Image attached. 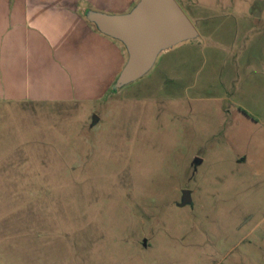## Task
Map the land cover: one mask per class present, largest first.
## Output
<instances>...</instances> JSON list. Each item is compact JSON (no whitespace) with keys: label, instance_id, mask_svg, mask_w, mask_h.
Instances as JSON below:
<instances>
[{"label":"rangeland","instance_id":"374dc122","mask_svg":"<svg viewBox=\"0 0 264 264\" xmlns=\"http://www.w3.org/2000/svg\"><path fill=\"white\" fill-rule=\"evenodd\" d=\"M176 1L199 35L142 78L0 104V264H264V0Z\"/></svg>","mask_w":264,"mask_h":264},{"label":"crops","instance_id":"0c3cea01","mask_svg":"<svg viewBox=\"0 0 264 264\" xmlns=\"http://www.w3.org/2000/svg\"><path fill=\"white\" fill-rule=\"evenodd\" d=\"M139 2L0 0V104L40 111L104 100L126 65V50L89 16L127 15ZM249 9L261 18L264 4ZM202 21V26L221 32L223 22ZM251 23L247 19L230 32L237 38L241 31L247 40ZM244 54L246 58L248 46Z\"/></svg>","mask_w":264,"mask_h":264},{"label":"water","instance_id":"95a60500","mask_svg":"<svg viewBox=\"0 0 264 264\" xmlns=\"http://www.w3.org/2000/svg\"><path fill=\"white\" fill-rule=\"evenodd\" d=\"M89 18L102 33L120 42L128 54L127 63L114 85L116 90L146 75L160 52L198 34L176 0H140L127 15L93 13ZM191 204L190 192H183L179 206Z\"/></svg>","mask_w":264,"mask_h":264}]
</instances>
